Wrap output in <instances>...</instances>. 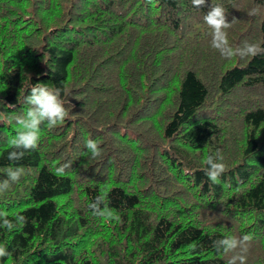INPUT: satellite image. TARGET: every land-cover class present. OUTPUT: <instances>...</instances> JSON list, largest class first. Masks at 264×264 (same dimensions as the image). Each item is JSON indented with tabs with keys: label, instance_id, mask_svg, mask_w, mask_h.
<instances>
[{
	"label": "trees",
	"instance_id": "16d2710c",
	"mask_svg": "<svg viewBox=\"0 0 264 264\" xmlns=\"http://www.w3.org/2000/svg\"><path fill=\"white\" fill-rule=\"evenodd\" d=\"M216 3L236 19L233 48L264 42V0H0V179L24 169L0 210L28 221L0 227L12 253L0 264H227L213 242L248 233L247 264H264V55L211 47L203 16ZM36 83L72 109L13 164ZM217 149L228 171L213 184L205 160ZM105 192L119 222L88 207Z\"/></svg>",
	"mask_w": 264,
	"mask_h": 264
},
{
	"label": "clouds",
	"instance_id": "9594fccd",
	"mask_svg": "<svg viewBox=\"0 0 264 264\" xmlns=\"http://www.w3.org/2000/svg\"><path fill=\"white\" fill-rule=\"evenodd\" d=\"M196 8L205 6L206 0H191ZM249 16L260 14V7L251 8ZM206 25L211 29V47L219 51L226 59L239 57L240 59L254 58L264 55V47L261 43L244 42L242 46L233 48L228 39V29L233 26L235 18L231 22L227 20V9L221 3L211 4L207 13L203 16ZM2 103V102H0ZM25 103L29 105L26 114L17 116L15 119L18 125L16 135L9 141L11 151L8 152V160L15 164L22 160L26 153L35 151L39 146L42 127L51 129L64 124L69 117L72 105L66 98L61 97V89L51 87L47 83H36L31 86L30 93L25 97ZM67 105V107L65 106ZM8 108L14 105H7ZM2 115V113H0ZM85 147L91 154V158L101 157L102 149L100 144L94 139H88ZM72 161H66L55 169V174L62 176L65 170L70 168ZM205 175L213 184H219L222 175L228 171V165L224 162V155L217 149L215 153L209 154L205 160ZM24 175L22 167H8L5 170L6 178L0 179V194H5L14 184L19 183ZM88 207L93 215L102 217L107 221H120V216L107 203V192L98 195ZM27 217L17 213L13 218H9V213L0 210V227L8 231L22 230L27 225ZM253 236L251 233L242 236L228 235L223 239L213 242L217 251L229 255L227 264H247V254L250 250ZM197 242L194 241L190 248L195 251ZM12 253L5 244H0V260L8 258Z\"/></svg>",
	"mask_w": 264,
	"mask_h": 264
}]
</instances>
